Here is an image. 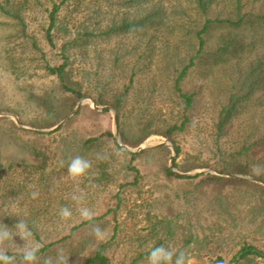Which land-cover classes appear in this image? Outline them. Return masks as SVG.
I'll list each match as a JSON object with an SVG mask.
<instances>
[{
	"label": "rangeland",
	"instance_id": "obj_1",
	"mask_svg": "<svg viewBox=\"0 0 264 264\" xmlns=\"http://www.w3.org/2000/svg\"><path fill=\"white\" fill-rule=\"evenodd\" d=\"M19 1L24 3L30 38L22 41L16 31L15 36L5 38L6 32L0 26V117H10L19 127L36 130L29 122L39 110L27 95L45 94L56 88L57 79L46 65H59L67 55L69 68L81 83L85 97L49 137L55 142L68 138L73 143V153L83 140L111 131L122 146L117 149L112 139L103 143L102 152L109 154L108 162L114 165L109 177L97 178V153H88L84 157L92 163L90 179L77 182L67 174L56 183L52 195L28 200L37 204L27 213H35L50 225V238L43 239L61 240L54 247L70 254L69 264L82 262L81 255L72 259L71 253L79 248L82 238L93 236L89 229L92 225L105 230L103 240L93 239L107 245L110 264H147L150 249L159 245L185 251L193 264H221L219 258L234 264L246 244L264 251V195L246 185L215 189L201 182L203 176L184 178L197 173L230 176L221 171L224 154L238 150L244 142L264 132V90H260L245 106L244 113L226 127L224 136L218 138L217 134L216 123L232 89L231 79L245 74L247 61L232 60L226 66L213 68L201 59L181 81L182 92L191 95L188 105L175 82L182 65L189 62L183 59L181 63L178 58V63L174 58L164 62L160 55L165 44L157 40L155 32L140 36L104 33L111 19L142 14L143 8L127 5L126 0ZM174 1L184 4L183 0L165 3L169 7ZM261 1L264 0L255 3L257 9L262 7ZM235 2L214 0L211 15L235 18ZM244 2L243 12L251 9L252 0ZM54 5H59L58 26L49 34ZM0 20L4 21L1 16ZM87 31L91 35L84 46H67L68 41ZM161 36L167 37L165 33ZM215 42L211 40L209 46ZM114 103H121L119 110ZM139 125L148 126L153 134L137 147L123 144L121 129L134 131ZM175 126L170 137L163 134ZM156 146H167L171 153H140L132 158L123 151L139 153ZM129 163L139 170L136 178ZM185 163L201 167L183 172L179 166ZM166 166L176 176L169 175ZM235 176L249 179L248 175ZM252 181L264 185L261 180ZM77 189L85 197L79 204L72 200ZM46 199L49 200L44 203ZM64 206L73 211L69 221L59 215ZM79 206L97 213L92 223L79 217ZM83 223L91 224L62 240L71 228ZM55 255L56 252L48 253ZM250 259V264H264L263 257Z\"/></svg>",
	"mask_w": 264,
	"mask_h": 264
},
{
	"label": "trees",
	"instance_id": "obj_2",
	"mask_svg": "<svg viewBox=\"0 0 264 264\" xmlns=\"http://www.w3.org/2000/svg\"><path fill=\"white\" fill-rule=\"evenodd\" d=\"M183 1L184 4L178 1L171 2L167 7L165 0H152V2L151 0H126L127 5L139 6L141 9L143 8L144 12L142 14L129 13L123 17L111 19L104 33L107 36H122L128 34L146 35L147 31L155 32L157 40L165 44V50L163 49L160 55L162 59L164 58V62L169 63L173 58L176 63H178L177 58L181 60V63H183V59L189 62L182 65L175 82L177 90L181 92V81L193 67L199 64L201 59L213 68L219 67V65L226 66L232 60L247 61L245 74L240 78L231 79L232 89L228 93L227 103L220 110L216 126L218 138H221L224 136L226 127L244 113L245 106L260 90H264V1L260 3L262 7L257 9L255 3L258 0H252L251 9L243 12L246 3L244 0H235V18L211 15L214 0ZM58 6L54 5L51 12L49 34L53 27L58 26V17L56 16ZM24 8V3L19 0H0V16L4 19V21L0 20V26L6 32L5 38L15 36V31L22 41L30 38ZM8 29H10V33ZM224 30V33H220ZM161 33H165L167 37H162ZM79 34L68 41L67 46L82 47L88 42L91 35L88 31ZM211 40L216 42L209 46ZM32 43L37 47L34 39ZM182 45H187V48H183ZM64 57L65 61L59 65H46L49 73L57 79L56 88L45 94L30 93L27 95V100L39 110L38 115L29 122V125L36 130L19 127L10 117H0V222L13 228L22 217L27 219L30 227L33 224H38L39 228H34L33 231L36 241L41 245L39 253L41 257L48 256V253L51 252L55 253L57 248L54 246L61 240L47 241L50 238V225L39 220L35 213H27L37 204L35 201L28 202L32 197V192H39L38 198L46 194L52 195L53 188L68 174L67 165L74 156L84 157L88 153L102 152L103 143L111 139L117 149H122V146L114 139V134L108 131L83 140L79 143L77 151H73L76 154L72 155L70 149L73 143L68 138L63 137L55 142L49 137L60 127L51 131L42 130L57 126L73 112L78 102L85 97L81 83L74 79L72 70L69 68V57L67 55ZM182 95L190 105L191 95L185 92H182ZM120 104L114 103L113 105L119 110L118 105ZM175 128L177 126L163 134L170 137ZM120 134L123 144L137 147L153 133L148 126L139 125L134 131L121 129ZM123 151L130 154L132 158L140 153L158 151L163 156L171 153V149L167 146H156L152 149H144L139 153ZM222 162L221 171L230 174V176L197 173L191 177L184 176V178L203 176L201 182L215 189L246 185L254 193L264 195L263 184L235 176L236 174L248 175L250 165L254 163L264 166V132L257 135L252 141L244 142L238 150L224 154ZM49 163L50 165H48ZM113 166L111 161L99 160L96 171L97 178H107L112 175ZM128 167L135 172V178L139 176V170L135 166H131L129 163ZM200 167L188 163L179 166L183 172ZM165 171L169 175H175L171 172L170 167L166 166ZM256 179L264 182V175ZM48 200L46 199L44 203ZM119 200L121 203V198ZM25 204L30 205L28 208H24ZM116 210L118 209H113V212ZM6 213H15L20 217ZM91 223H83L71 228L70 234L63 237L62 240L69 239L75 230ZM43 237L47 240H44ZM93 238L95 237L82 238L79 248L74 249V253H71L72 259L81 255L82 262L80 264H110L106 254L107 245L94 241ZM14 239L18 245L23 246L24 241L19 236ZM17 240L20 242L18 243ZM237 256L240 258L238 259ZM237 256L234 258V262L237 261L234 264H250L251 256L264 258V251L253 244H246L240 249ZM219 262L226 264L222 258H219Z\"/></svg>",
	"mask_w": 264,
	"mask_h": 264
},
{
	"label": "clouds",
	"instance_id": "obj_3",
	"mask_svg": "<svg viewBox=\"0 0 264 264\" xmlns=\"http://www.w3.org/2000/svg\"><path fill=\"white\" fill-rule=\"evenodd\" d=\"M97 159L108 160L109 154L105 152L97 153ZM92 163L87 158L77 155L72 157L67 165L69 177L73 181L81 182L91 178ZM264 175V166L260 164L250 165L248 178L255 180L257 177ZM32 198L36 199L39 192L33 191ZM84 193L79 189L72 195L74 202L84 200ZM79 217L84 221H93L97 213L87 206L77 207ZM7 215H15V213H6ZM5 214V215H6ZM60 217L69 221L73 217V211L70 207L64 206L59 210ZM34 228H39L38 224H33L31 227L27 219L20 217L13 228H10L0 222V264H69L70 254L63 248H58L56 255L45 256L41 258L39 255L41 245L35 239ZM91 235L96 240L105 238V230L98 225L91 226ZM19 236L23 241V246L15 242V237ZM147 264H193L192 258L183 250H178L171 245H159L152 247L147 256Z\"/></svg>",
	"mask_w": 264,
	"mask_h": 264
},
{
	"label": "water",
	"instance_id": "obj_4",
	"mask_svg": "<svg viewBox=\"0 0 264 264\" xmlns=\"http://www.w3.org/2000/svg\"><path fill=\"white\" fill-rule=\"evenodd\" d=\"M81 104V103H80ZM80 106V105H79ZM65 121H63V122H61L60 124H63ZM116 125H117V119H116ZM59 126V125H58ZM58 126H56V127H58ZM115 135H116V137H117V139L119 140V133H118V131L115 133ZM141 149H143V147H140ZM140 149V150H141ZM174 163V160H173V162H172V164ZM174 166V164L172 165V167ZM175 173H177V174H179L178 172H175Z\"/></svg>",
	"mask_w": 264,
	"mask_h": 264
}]
</instances>
